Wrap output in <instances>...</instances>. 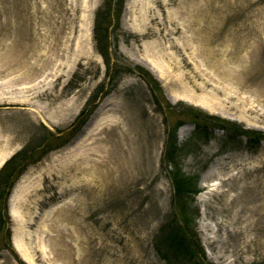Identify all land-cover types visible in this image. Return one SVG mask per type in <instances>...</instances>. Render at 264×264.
Wrapping results in <instances>:
<instances>
[{
	"label": "rangeland",
	"instance_id": "rangeland-1",
	"mask_svg": "<svg viewBox=\"0 0 264 264\" xmlns=\"http://www.w3.org/2000/svg\"><path fill=\"white\" fill-rule=\"evenodd\" d=\"M194 66L264 114V0H0V264H264V123Z\"/></svg>",
	"mask_w": 264,
	"mask_h": 264
},
{
	"label": "bare ground",
	"instance_id": "bare-ground-1",
	"mask_svg": "<svg viewBox=\"0 0 264 264\" xmlns=\"http://www.w3.org/2000/svg\"><path fill=\"white\" fill-rule=\"evenodd\" d=\"M172 60L173 59L170 57L169 60L170 67H172V63H173L171 62ZM174 66L179 67L177 61L175 62ZM191 71L192 72L184 74L181 78L176 77V79L174 78L173 79L177 80L176 83H178V86L181 87V90L179 89L178 91H182L183 89V93H186L193 101L198 100L202 102V105L201 103H199L197 104V106H201L206 111L209 112L213 110L220 111L222 113H230L232 111H235V113H237L239 117L243 120H249L254 122H259L260 120L261 123H264V114H261L260 112L252 108L250 104L247 102V100L243 96H241L238 89L231 86L230 87L226 86L224 88L217 86V82L214 80V78H212L206 71L202 70L200 67L198 68V66H194L191 69ZM227 76L229 77V81H227L229 85H233L235 83L239 84L240 79L237 78L236 75L233 74L229 75V73H227ZM234 80H236V82H234ZM3 159L4 156L1 157L0 166L4 161ZM121 168L122 166L118 167V169L110 167L107 169L106 173L111 174L116 172L118 174ZM263 168H264V161H261L254 169L257 172L258 170H263ZM256 183H261V185H264V179L260 178L258 180H255L254 184ZM13 203H14V198H12L11 200L12 210H10V215L15 221H18L19 218L13 210ZM233 211L234 210H232V212ZM233 213H234V222H239L241 219L242 212L238 211L236 213L235 212ZM252 213L256 217L248 218L247 220L251 221L249 227L255 230L256 228L264 225V221H263L264 206H259L255 208L252 211ZM130 239L122 237V242L127 248H130L129 241H131V243L135 242V239L133 238L131 240ZM208 244L211 246L212 241L208 240ZM13 247L15 251L19 254V256L25 262L29 263L26 257L22 255L21 250L18 248V246L16 244H13ZM115 256L116 255L113 252L110 258H107V260L104 262V264H114V260L116 259L119 264H124V259L122 256L120 255H117L116 257ZM74 260L77 261L78 263L80 262V260L77 258H74ZM229 264H235V263H229Z\"/></svg>",
	"mask_w": 264,
	"mask_h": 264
},
{
	"label": "trees",
	"instance_id": "trees-1",
	"mask_svg": "<svg viewBox=\"0 0 264 264\" xmlns=\"http://www.w3.org/2000/svg\"><path fill=\"white\" fill-rule=\"evenodd\" d=\"M102 55H103V54H102ZM107 68H108V67H107ZM137 70H138V72L141 74V76H142L143 78H145V79L148 81V83H150V84H156L155 79L153 78V76H152L147 70H145V69H143V68H140V67H138ZM88 110H89V108L86 107V108L82 111V113L80 114L79 119H82L84 116L86 117V114H87V116H88V114H89V112H90V111H88Z\"/></svg>",
	"mask_w": 264,
	"mask_h": 264
}]
</instances>
